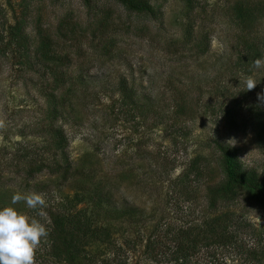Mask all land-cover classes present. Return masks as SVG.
I'll list each match as a JSON object with an SVG mask.
<instances>
[{"label": "rangeland", "instance_id": "374dc122", "mask_svg": "<svg viewBox=\"0 0 264 264\" xmlns=\"http://www.w3.org/2000/svg\"><path fill=\"white\" fill-rule=\"evenodd\" d=\"M149 2L154 14L147 15L114 0H91L88 6L81 0H0V37L24 15L31 48L40 33L53 39L65 71L55 92L63 104L56 124L68 140L69 170L75 169L66 179L45 167L34 176L25 173L20 143L42 151L49 143L43 123L52 75L34 57L24 61L13 46L1 44L0 209L16 192L44 194L47 220L23 201L13 207L48 228L58 201L84 179L109 193L119 209L134 207L148 215L145 224L114 225L113 238L120 244L125 228L130 236L139 228L147 234L156 224L184 225L219 212L238 221L236 240L202 249L191 264H264V204L240 187L232 201L223 200L216 209L206 199L207 184L221 177L215 140L235 147L245 169L258 177L264 172V129L248 123L256 110L264 116V102L257 98L264 92V68L252 65L264 58V0ZM237 2L250 4L254 17L239 22ZM258 50L262 54L256 57ZM250 53L255 58L246 59L249 66H239V56ZM249 76L257 82L252 90L244 83ZM121 81L134 87L138 110L128 112L120 101ZM177 103L184 113L176 120L165 116L168 107L178 112ZM46 239L36 264H52ZM129 252V264H136ZM250 252L263 254L256 261Z\"/></svg>", "mask_w": 264, "mask_h": 264}, {"label": "trees", "instance_id": "16d2710c", "mask_svg": "<svg viewBox=\"0 0 264 264\" xmlns=\"http://www.w3.org/2000/svg\"><path fill=\"white\" fill-rule=\"evenodd\" d=\"M114 1L130 12L154 14V7L149 0ZM90 2L91 0H81L84 6H88ZM185 2L191 4L192 0ZM234 9L239 22L250 20L254 15L250 4L247 3L237 2L233 5ZM24 27V15L16 18L12 24L6 25L5 35L0 37V45L13 46L18 51L17 55L24 57V61L29 62L31 57H34L44 66L45 73L52 75L51 89L45 92V99L51 106L43 123V129L48 133L49 140L48 145L44 147L45 150H37L33 145L20 143L19 155L27 163L25 173L28 176L36 175L45 167L50 171L59 172L61 178L66 179L75 169L71 172L69 170L70 159L66 154L68 140L63 127L56 124L61 117L59 108L63 104L60 94L55 93L60 86L59 83L64 80L65 71L62 69L56 47L53 46V39L48 34L40 33L36 44L31 48L32 42ZM191 34L192 25H188L184 36L188 38ZM249 50L250 48L247 49ZM250 54L239 56L241 62L239 66L244 68L248 65L247 58L250 56L255 58L262 53L258 50L255 56ZM246 71L249 72L250 68ZM133 89L134 87L126 81L116 85V90L122 95L123 100L120 101L128 108V112L139 109L140 103L136 101V93ZM177 104L178 112L175 107H168L169 112L165 116L176 120V114L182 112V107ZM151 106L158 105L151 100ZM158 115L160 113L156 112L157 118ZM162 116L164 117V112ZM253 122L264 129V116L261 110H256L253 118L249 117L248 123ZM214 145L218 153L217 163L221 177L218 181L207 184L208 206L216 209L217 204L223 200L232 201L238 195L240 188H246L250 192L249 195H253L252 199L264 204V172L258 177L255 170L245 169L238 159L237 149L232 145L218 140H215ZM57 154L62 158L61 161L57 158ZM86 182L84 179L80 180V188L66 193L63 200L58 201L57 208L50 217L46 245L52 264H129L130 254H127V251L136 257V264L138 260H143L147 264H191L193 258L202 249L224 246L236 240L238 221L231 216L216 212L189 224H161V226L156 224L147 234L139 228L130 236L128 229L125 228L120 232L123 238V244H120L113 238L118 230V226L114 225L122 222L133 225L138 221L139 224H145L148 215H145L142 209H138L137 212L134 207L119 209L118 204L112 203L109 193L103 194L101 189L91 187L92 184ZM101 219L106 220L102 223ZM137 246L143 247L141 255L135 254ZM256 254L250 252L249 257L257 261L263 253H259L258 256Z\"/></svg>", "mask_w": 264, "mask_h": 264}, {"label": "clouds", "instance_id": "9594fccd", "mask_svg": "<svg viewBox=\"0 0 264 264\" xmlns=\"http://www.w3.org/2000/svg\"><path fill=\"white\" fill-rule=\"evenodd\" d=\"M252 65L256 69L264 68V58L254 59ZM244 83L247 90H252L257 85L251 76ZM257 98L264 102V92L258 93ZM22 201L27 208L38 210L37 216L47 220V214L43 210L47 207L44 194L35 191L14 193L10 205L0 209V264H36V251L42 238L48 236L45 223L13 207Z\"/></svg>", "mask_w": 264, "mask_h": 264}]
</instances>
